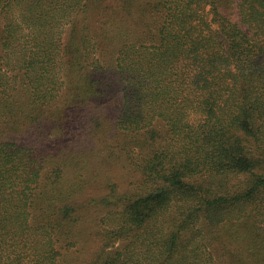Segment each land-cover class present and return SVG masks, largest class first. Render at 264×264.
I'll return each mask as SVG.
<instances>
[{
	"label": "trees",
	"instance_id": "obj_1",
	"mask_svg": "<svg viewBox=\"0 0 264 264\" xmlns=\"http://www.w3.org/2000/svg\"><path fill=\"white\" fill-rule=\"evenodd\" d=\"M0 264H264V0H0Z\"/></svg>",
	"mask_w": 264,
	"mask_h": 264
}]
</instances>
